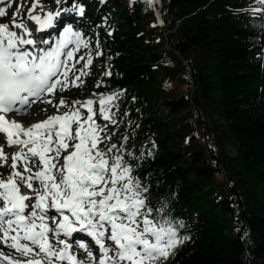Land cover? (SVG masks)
Instances as JSON below:
<instances>
[{
    "label": "trees",
    "instance_id": "trees-1",
    "mask_svg": "<svg viewBox=\"0 0 264 264\" xmlns=\"http://www.w3.org/2000/svg\"><path fill=\"white\" fill-rule=\"evenodd\" d=\"M255 2L111 0L122 22L92 28L103 53L92 48L95 64L112 75L92 72L88 87L121 93L112 112L145 135L117 144L143 155L136 172L149 199L167 198L185 223L189 239L168 264H264V11ZM151 20L165 32L156 45ZM159 107L169 113L157 115ZM219 171L224 184L213 194Z\"/></svg>",
    "mask_w": 264,
    "mask_h": 264
},
{
    "label": "snow or ice",
    "instance_id": "snow-or-ice-1",
    "mask_svg": "<svg viewBox=\"0 0 264 264\" xmlns=\"http://www.w3.org/2000/svg\"><path fill=\"white\" fill-rule=\"evenodd\" d=\"M13 2L0 0V18L10 15L0 23V168L11 169L6 178L0 175V241L22 258L0 252V264H168L189 236L181 235L185 223L172 215L167 198L149 199V186L136 172L143 155L112 141L107 123H97L93 99L57 98L80 87L93 63L91 42L63 19L84 17L85 6L52 0L58 7L45 11L42 0L30 6L15 0L9 14ZM157 2L144 0L149 7ZM258 2L261 8L253 11H264V0ZM102 54L97 43L95 55ZM120 95H101L103 121L117 123L111 110ZM38 102L55 113L28 126L14 118ZM6 146L17 148L10 164Z\"/></svg>",
    "mask_w": 264,
    "mask_h": 264
},
{
    "label": "rangeland",
    "instance_id": "rangeland-1",
    "mask_svg": "<svg viewBox=\"0 0 264 264\" xmlns=\"http://www.w3.org/2000/svg\"><path fill=\"white\" fill-rule=\"evenodd\" d=\"M25 3H26V6H30L31 0H25ZM42 3L44 4V10L45 11H48L50 9H54L55 7H58L54 2H52V0H43ZM109 4H110V2L108 0L106 5L104 6V8H106L107 12L109 13V15L104 19V21L113 23L115 25L120 24L122 22L121 17L118 15H114V14L110 13L111 9H110ZM15 7H16V5H15ZM157 24H158V22L155 20L149 21V26L152 27L151 29L153 30V31H151V34L149 35V37L154 38L155 44H158L164 38V35H165L164 28H162L161 25H157ZM153 25H155V26H153ZM158 77H159V79L163 78V76L161 74H159ZM166 89H168L169 91L173 90V89L176 91H179L180 87H174L173 83L168 82V83H166ZM92 96L93 97H99L97 94H92ZM66 99L69 100L70 102L73 101L72 98H66ZM85 100H87V99L80 100V101H85ZM98 108H99V106L96 105V109H97V115L96 116H97V118L100 117V115L98 113ZM43 109H47V111H43ZM55 111H56V109L52 108L50 105L45 106L43 108L39 107V105L32 107L28 113L29 119L25 120V123L27 125H30V124L35 123L37 121H42V120L46 119L48 116L55 113ZM168 112L169 111L167 109L161 108V107L157 108V110H156L157 115H159V114L160 115L161 114L166 115ZM221 119H222V117H221ZM98 123H107L108 132L112 135V141H123L125 138H126L127 142L132 141V140L137 141V140H139V136L141 135V132H139V131L135 132L134 129H131L129 131L130 133H128L127 130H128V128H130V126H129V122L126 120H121L120 122H117L115 125L111 124L110 122H105L102 119H101V122L99 121ZM187 142L188 141H185L184 144L186 145ZM228 142H229V144L226 147V152L229 156L233 157L236 155V147L234 146L233 138L230 137L228 139ZM0 144H3L1 139H0ZM4 151L9 154L8 163L10 164L11 163V154L13 153V151L12 150H6L5 148H4ZM9 172H11V169L8 167V165H5L3 168H0V175H3L4 178L7 177V173H9ZM223 184H224V172H222V171L216 172L214 174L213 181L211 183V186L215 187V191H213L212 193L213 194H215V193L219 194L221 189H222ZM6 248L0 241V252H2L1 250H3V249L8 250ZM14 257L21 258L20 255H18V254H15Z\"/></svg>",
    "mask_w": 264,
    "mask_h": 264
},
{
    "label": "bare ground",
    "instance_id": "bare-ground-1",
    "mask_svg": "<svg viewBox=\"0 0 264 264\" xmlns=\"http://www.w3.org/2000/svg\"><path fill=\"white\" fill-rule=\"evenodd\" d=\"M25 118H26V120H27V119H29V116H26Z\"/></svg>",
    "mask_w": 264,
    "mask_h": 264
}]
</instances>
